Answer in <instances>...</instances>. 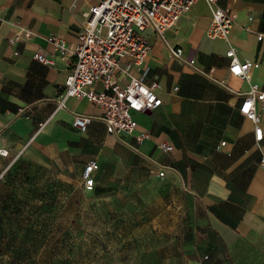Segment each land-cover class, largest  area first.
<instances>
[{
	"label": "crops",
	"instance_id": "obj_1",
	"mask_svg": "<svg viewBox=\"0 0 264 264\" xmlns=\"http://www.w3.org/2000/svg\"><path fill=\"white\" fill-rule=\"evenodd\" d=\"M100 1L0 0V147L56 168L65 180H82L85 165L95 159L100 167L90 191L99 172L112 164L115 176L143 165L154 181L165 184L166 194L181 190L203 215L191 211L196 222L183 232L179 264H264V137L256 141L254 123L240 112L250 83L230 74L227 56L233 46L240 60L260 62L251 81L264 90V40L258 39L264 32V0H217L237 12L227 38L209 36L213 9L206 0L163 36L146 29L147 81L160 83L163 104L136 113L133 134L108 133L102 108L86 99L68 97L58 108L56 96L72 61L57 59L50 66L34 58L39 50L55 54L47 40L52 34L78 43L85 12ZM22 27L34 36L15 44L11 38ZM172 46L183 49L182 58L172 55ZM121 64L139 73L128 60ZM119 78L129 80L122 72ZM76 115L91 117L86 131L73 125ZM139 130L151 138L138 142ZM162 141L174 149L163 151Z\"/></svg>",
	"mask_w": 264,
	"mask_h": 264
},
{
	"label": "rangeland",
	"instance_id": "obj_2",
	"mask_svg": "<svg viewBox=\"0 0 264 264\" xmlns=\"http://www.w3.org/2000/svg\"><path fill=\"white\" fill-rule=\"evenodd\" d=\"M115 167L90 191L80 177L0 155V264H179L191 211L203 215L143 165Z\"/></svg>",
	"mask_w": 264,
	"mask_h": 264
},
{
	"label": "built area",
	"instance_id": "obj_3",
	"mask_svg": "<svg viewBox=\"0 0 264 264\" xmlns=\"http://www.w3.org/2000/svg\"><path fill=\"white\" fill-rule=\"evenodd\" d=\"M198 1L200 0H101L85 12L78 43L70 45L61 36H48L47 40L55 54L49 55L47 51L39 50L34 58L50 66L55 65L57 59L71 60L73 65L65 85L56 96L58 108L65 106L68 97L86 99L102 108L108 133L133 134L138 129L135 114L154 111L163 104L160 83L156 80L147 81L151 47L145 31L153 28L163 36ZM206 1L213 9L209 36L227 38L237 20V12L230 7L217 5V0ZM104 30L106 34H103ZM33 36L29 28L22 27L11 41L16 44L23 40L29 41ZM258 39L264 40V32L258 34ZM171 52L176 58L184 55L181 47L172 46ZM19 54L18 50L14 52L15 56ZM227 56L230 58V74L250 83L240 105V112L254 123L255 139L260 142L264 137V90L258 83L251 81V72L260 66V62L240 60L233 46L227 51ZM123 59L128 60L139 73L135 74L122 67ZM191 63H195V60H191ZM120 72L128 75L129 80H121ZM90 122V116L76 115L73 125L84 132ZM150 138L151 134L147 130H139L136 135L138 142ZM158 146L165 152L174 149L167 141L159 142ZM0 155L9 156V150L0 147ZM262 162L264 163V155ZM99 167L95 159L85 165L82 184L87 190L95 188V173ZM159 175L163 177L165 170H160Z\"/></svg>",
	"mask_w": 264,
	"mask_h": 264
}]
</instances>
